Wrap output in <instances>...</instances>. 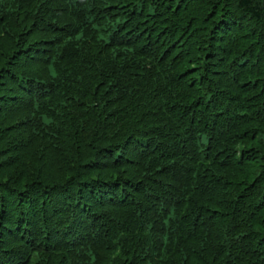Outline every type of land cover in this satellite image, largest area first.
<instances>
[{
  "label": "trees",
  "instance_id": "obj_1",
  "mask_svg": "<svg viewBox=\"0 0 264 264\" xmlns=\"http://www.w3.org/2000/svg\"><path fill=\"white\" fill-rule=\"evenodd\" d=\"M0 264H264V0H0Z\"/></svg>",
  "mask_w": 264,
  "mask_h": 264
}]
</instances>
